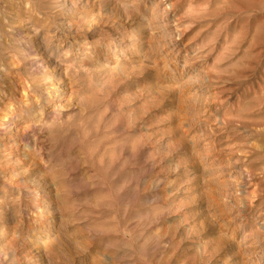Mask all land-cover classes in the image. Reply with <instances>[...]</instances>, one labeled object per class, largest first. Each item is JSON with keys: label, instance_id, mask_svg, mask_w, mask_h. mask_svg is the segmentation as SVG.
<instances>
[{"label": "rangeland", "instance_id": "obj_1", "mask_svg": "<svg viewBox=\"0 0 264 264\" xmlns=\"http://www.w3.org/2000/svg\"><path fill=\"white\" fill-rule=\"evenodd\" d=\"M0 264H264V0H0Z\"/></svg>", "mask_w": 264, "mask_h": 264}]
</instances>
